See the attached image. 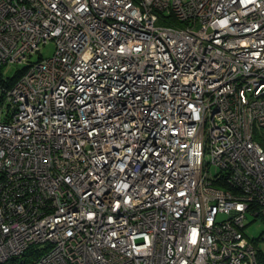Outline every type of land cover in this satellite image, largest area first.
Masks as SVG:
<instances>
[{"label": "built area", "instance_id": "2783aa9c", "mask_svg": "<svg viewBox=\"0 0 264 264\" xmlns=\"http://www.w3.org/2000/svg\"><path fill=\"white\" fill-rule=\"evenodd\" d=\"M262 128L264 0H0V264H259Z\"/></svg>", "mask_w": 264, "mask_h": 264}, {"label": "rangeland", "instance_id": "374dc122", "mask_svg": "<svg viewBox=\"0 0 264 264\" xmlns=\"http://www.w3.org/2000/svg\"><path fill=\"white\" fill-rule=\"evenodd\" d=\"M4 74H7V69L4 70ZM253 139L262 148H264V128L258 130L255 129L253 134ZM251 220H252L251 218L246 219L245 221L246 227L244 228V233L249 240L253 241L255 248L259 252L258 256L260 263L264 264V223H262L259 220L256 221H251Z\"/></svg>", "mask_w": 264, "mask_h": 264}, {"label": "trees", "instance_id": "16d2710c", "mask_svg": "<svg viewBox=\"0 0 264 264\" xmlns=\"http://www.w3.org/2000/svg\"><path fill=\"white\" fill-rule=\"evenodd\" d=\"M258 255H259V253H258ZM258 262H259V264H261V263H260V260H259V256H258Z\"/></svg>", "mask_w": 264, "mask_h": 264}]
</instances>
